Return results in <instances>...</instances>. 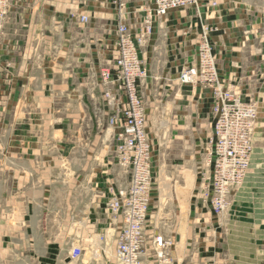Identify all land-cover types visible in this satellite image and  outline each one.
Masks as SVG:
<instances>
[{
	"label": "rangeland",
	"instance_id": "1",
	"mask_svg": "<svg viewBox=\"0 0 264 264\" xmlns=\"http://www.w3.org/2000/svg\"><path fill=\"white\" fill-rule=\"evenodd\" d=\"M158 1L86 0L83 13L88 19H81V22L89 26L95 19L94 24L104 30L99 41L103 50L110 48L109 33L113 31V57L107 59L100 69V80L92 81L99 96L91 100L94 116L88 118L89 126L85 129L84 120L76 122L71 118L70 141L63 142L65 146L62 141L57 143L63 138L60 133H55L50 143L45 142L51 135L46 124L48 119L54 123L52 117L43 113L32 118L16 117L21 106L14 95H8L0 102V264H71L73 261V264H117V246H114L113 240L102 235H92L93 239L89 236L91 224L96 223L98 218L90 213V205L98 203L100 198L113 196L117 190H126L130 183V171L115 164V160H119L116 133L122 130L121 121L115 126L110 122L118 106L119 111L127 106L123 86L115 81V64L119 55L117 28L123 20L134 36L141 35L146 18L155 12ZM126 2H141L145 7L137 5L132 8L133 12L126 7ZM236 2L229 7L224 0H185L184 4L178 5V9L170 10L192 17V24L184 34L193 41L187 44L183 41L188 53L191 50L190 54H185L187 64L175 76L170 71L157 70L159 75H154L150 83L145 81L139 88L153 164L158 165L159 160H165L168 165L173 163V167H169L170 172H177L178 169V174L190 175L193 180L196 172L194 174L189 168L193 166L198 171L193 205L188 208L187 202L188 196H193V188L190 192L191 186L187 184L186 190H183L186 181L178 180L173 193L175 199L171 196L178 207L175 204L170 208L173 211L168 214V218L172 219L170 225L163 223L164 205L157 208V199L156 208L152 207L145 228L147 238L156 231L172 240L169 250L175 264H264V0H243L242 5V11L251 8L249 19L259 20L261 25L257 27L255 23L251 28L256 37H246L245 45L259 49L245 54L246 65L250 67L246 70L248 84L242 83V80L227 81L220 66L221 56L213 45V34L222 28L223 23L220 21L218 28L212 20L230 10L238 13L241 9L238 0ZM121 3L125 5L122 19L119 13ZM100 12L109 15L117 12L118 17L116 20L99 21L97 14ZM141 12L142 20L134 28L132 14ZM154 18L153 26L162 17L154 15ZM252 20L244 23L248 30ZM238 29L236 25L235 31ZM151 37L138 48L146 68L143 54ZM137 40L133 38V41ZM210 54L217 68L218 80L206 86L204 83H183L181 74L189 68L200 69L201 63L208 60ZM187 85H191L192 91L182 88ZM109 92L116 97L114 104L110 103ZM225 96L231 98L226 101L231 110L225 117L229 123L245 126L251 147L248 173L243 183L230 188L227 208L218 211L211 209L209 204L200 203L199 195L200 180L206 174L205 161L212 149L208 140L214 134L215 118L220 116H216L217 107L225 106ZM201 100L206 103L201 104ZM58 103L26 101L22 110L27 114L30 107L52 109L55 105L58 107ZM31 122H38L39 130L42 128V141L37 142V129L34 131L37 136L33 137L36 143L29 140L32 138ZM21 126L23 133H18ZM212 126V134L207 140V131ZM112 127L115 128L114 142L111 140ZM21 140L23 146L18 147ZM95 153L97 160H94ZM95 161L97 168L103 172L101 179L85 180L86 177H93ZM168 182L171 183L170 180ZM166 193L171 194V190L168 188ZM107 203L104 205L107 210L104 216L110 211ZM75 248L82 250L78 259L70 257Z\"/></svg>",
	"mask_w": 264,
	"mask_h": 264
},
{
	"label": "crops",
	"instance_id": "2",
	"mask_svg": "<svg viewBox=\"0 0 264 264\" xmlns=\"http://www.w3.org/2000/svg\"><path fill=\"white\" fill-rule=\"evenodd\" d=\"M236 1L224 0V4H229L230 7V5L237 3ZM85 3L86 0H12L10 14L0 39V102L4 101L8 95H14V99L21 106L16 112V117L20 116L22 119L25 116H30L32 118L42 113L52 117L54 123L48 119L46 124L51 133L48 140L45 141L48 143L55 133H60L63 137L58 142L55 140L57 143L62 141L65 146L64 143L70 141L68 136L72 128L71 118L76 122L84 120L83 126L87 129L89 126L87 124L88 118L94 116L91 100L94 101L96 100L94 97L98 98L99 96L97 88L95 90L93 88L92 81L100 80V69L105 66L107 59L113 57V31L109 33L110 48L103 50V45L99 44V41H101L104 30L94 24L95 19L91 20L89 26L81 22V15H85L83 13ZM238 3L241 9L238 13H233L230 10V12L219 14L216 19L212 20L213 25H217L218 28L220 21L223 23L222 28L220 27L218 32L213 34V42H215L213 45L216 53L221 56L220 66L227 81L229 79L242 80V83L248 84L246 70L250 67L246 65L245 54L253 49L255 51L259 49L252 45H245L246 37L248 35L250 39L256 37V33L251 28H254L255 23H257V27L261 25L259 20L249 19L248 11L251 8L247 7V10L242 11L243 0H238ZM137 5L144 4L126 2V7L130 11H133L132 8ZM133 14L134 18L131 22L134 24L133 27L137 28L142 20V12ZM117 17V12L115 15L101 12L97 14L99 21L116 20ZM249 20L252 21L248 30L244 23ZM191 21L192 17L188 14L173 11L167 17L164 16L156 22L152 37L143 54L144 63L149 70V78L146 80V84L152 81L154 75H159L157 70L170 71L173 76L181 73L182 67L187 64V55L185 54L191 52L190 50L188 53L186 44L191 43L193 39L188 36L185 37L184 34L188 26L192 24ZM236 25L239 26L238 31H235ZM255 31L257 32V30ZM255 51L252 52L256 53ZM182 88L185 91H192L191 85L182 86ZM26 101L31 103L43 101L49 103L52 101L56 105L57 102L59 103L58 107L55 105L52 109L30 107V110L26 111L27 114H25L22 110V104ZM200 103L204 104L206 101L201 100ZM29 125H31L30 133L32 135L29 140L36 143L33 137H35L34 131L37 129L36 133L39 136L37 142L42 141V134H40L42 128L39 130L38 122H31ZM22 126L17 131L18 133H23ZM111 130V140L114 142L115 128L112 127ZM212 131L213 126L209 127L207 131L209 133L207 140ZM17 139L19 141V137ZM17 146H23V141L21 140L20 145ZM94 160H97V153H95ZM164 161L159 160L158 165L154 162L156 186L152 207L156 208L155 202L159 199L157 208H162L164 205L163 223L170 225L172 219L168 218V214L173 213L170 208L175 204L176 208L178 207L176 200L174 203L171 199V196L174 197L175 185L178 180L184 179L186 182L182 189L186 190L187 184L191 186L190 192L193 188V196H188L187 201L189 202L188 208H190L193 205L198 171L196 167L189 168L194 174L196 172V177L193 180L190 175L178 174V169L177 172H170L169 167H173V163L168 165ZM115 164H117V160H115ZM97 165L95 161L92 166L94 168L93 177H86L85 180L98 181L101 179L103 172L97 168ZM111 178H114L113 174H111ZM168 180H170V184ZM168 188L172 195L166 193ZM111 197L112 195L100 198L98 203L90 205V213L93 212L98 218L94 224L91 221L90 231L92 232L89 233V236L93 239L92 235H102L105 239H112L116 247L123 230L124 219L121 216H113L110 211L107 212L109 214L103 215L107 211L104 209V205Z\"/></svg>",
	"mask_w": 264,
	"mask_h": 264
},
{
	"label": "built area",
	"instance_id": "3",
	"mask_svg": "<svg viewBox=\"0 0 264 264\" xmlns=\"http://www.w3.org/2000/svg\"><path fill=\"white\" fill-rule=\"evenodd\" d=\"M184 2L185 0H159L155 12L147 16L146 26L141 35L134 36L123 20L118 23L119 55L115 64V81L123 86L127 106L121 111L118 106L110 122L115 126L121 121L122 130L116 133L119 159L117 163L130 171V183L126 190L117 192L107 203L114 215H121L124 219V228L116 248L117 264H175L172 262L169 250L173 245L171 239L164 238L156 231L149 238L145 236V228L154 199L156 174L146 136V118L141 90H139L148 79L149 70L140 59L138 48L152 35L154 15L167 16L170 10L178 9V5ZM11 3L12 0H0V39L10 14ZM119 8L120 19H122L124 3H121ZM81 19L86 21L88 18L84 15ZM134 37L138 40L133 41ZM216 70L212 54H210L208 60L201 63L200 69L185 70L181 74V81L185 84L212 85L219 77ZM108 97L110 103L114 104L116 97L110 92ZM230 100L229 96H225V106L217 107L216 116H220L215 118L214 134L208 140L212 149L208 160L205 161L206 174L202 175L200 180L201 203L209 204L211 209L218 211L227 208L229 190L232 186L243 183L250 162V138L245 126L229 123L228 118L225 117L231 110L226 106V101ZM81 254L82 250L75 248L70 257L78 259Z\"/></svg>",
	"mask_w": 264,
	"mask_h": 264
},
{
	"label": "bare ground",
	"instance_id": "4",
	"mask_svg": "<svg viewBox=\"0 0 264 264\" xmlns=\"http://www.w3.org/2000/svg\"><path fill=\"white\" fill-rule=\"evenodd\" d=\"M115 194H116V193H115ZM115 194H114V195H115ZM114 195H113V196H114ZM108 202H109V201H108ZM108 208H109V207H108ZM109 210L111 211L110 208H109ZM111 212L114 213L113 211H111ZM101 246H102V245H101ZM180 248H181V247H180ZM94 250H95V249H94ZM94 252H95V251H94ZM73 262H74V261H73ZM73 262H72L71 264H73Z\"/></svg>",
	"mask_w": 264,
	"mask_h": 264
}]
</instances>
